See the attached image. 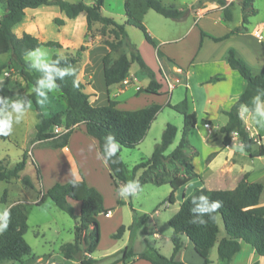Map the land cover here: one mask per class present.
Masks as SVG:
<instances>
[{"label": "trees", "instance_id": "obj_1", "mask_svg": "<svg viewBox=\"0 0 264 264\" xmlns=\"http://www.w3.org/2000/svg\"><path fill=\"white\" fill-rule=\"evenodd\" d=\"M213 1L222 8L223 20L230 22L232 20L230 7L233 3L225 6V0ZM235 1L240 7L241 25L222 38L213 39V41L218 42L230 35L246 32L248 19L256 15V10L253 7L254 0ZM0 5L5 7V13L0 17V56L6 54L9 56V60L0 65V75L14 66L18 69V74L23 82L32 88L38 79L46 75L43 67L35 68L32 63L26 60L28 51H36L41 45L58 49L60 45L54 42L40 43L37 38L27 33L16 37L12 30L22 22L26 10L42 6H55L66 19L70 20H74L84 13L87 30H90L93 25L99 24L101 35L111 37V40L104 42L109 52H115L122 47L127 49L126 54L119 55L109 66L103 64L106 88L122 83L127 77L131 65L135 63L138 73L149 80L147 87L138 90V92L147 94L156 93L161 85L156 81L154 72L145 64L136 47L130 43L126 27H134L142 33L144 41L156 49L157 58L161 63L163 61L171 63L157 49L156 44L148 35L143 25V18L149 10L173 21H181L189 14V10H179L173 5L165 6L161 0H124L123 10L126 18L124 23H118L112 18L101 15L103 0H95L91 6L83 2L71 4L64 0H0ZM55 22L58 25H63L62 20L57 19ZM81 52L83 49H80L75 55L53 56L48 64L51 67L61 70L68 69L71 72L70 75L66 74L63 79L55 80L60 85L58 91L65 102V111H59L46 117L40 112L36 103L37 93L34 91L31 94H21V91H18L12 100L23 99L25 103L30 101L33 104L37 117L34 127L35 140L40 143L51 141V143L43 145L44 147L64 148L73 129L83 126L85 134L94 140L101 156L103 155L104 138L109 134L116 137L122 146L121 150L136 148L163 107L151 105L144 109L123 111L116 108L117 102L113 100H108L107 104L103 106H92L90 98L94 95L87 94L85 92L86 85L76 78ZM104 60L105 57L103 62ZM223 60L231 70L240 75L245 82V87L231 108L223 112L227 121L219 128V132L223 134L222 145L229 146L231 135L235 134L239 144L244 145V152L248 153L250 157H262L264 155L262 146H259L255 153L251 152L253 141L241 119L239 109L241 105L252 106L253 97L256 96L258 90L264 89V75H252L250 68L235 56L233 49L226 50ZM159 73L162 71L160 70ZM183 79L184 77H182ZM215 80L216 78H211L209 82ZM3 97L4 92L0 88V98ZM3 104L4 100L0 99V106ZM164 107L175 111L183 118L179 143L169 155L165 156V152L177 135V129L173 125L167 124L161 134L160 142L154 146L151 156L136 164L132 172L133 176L137 172H141L136 179L141 188L146 184L169 185L170 193L166 202L173 205L177 191L191 180L198 178L192 166V160L197 156V152L188 139L197 119L193 112L188 111L186 98L178 104H166ZM202 123L205 124L204 121ZM56 127L64 129V132L55 134L53 131ZM7 138L8 136H0L2 140ZM120 151L117 154L119 156ZM21 157V160L12 167L0 162V182L9 183L12 180H19L26 189H34L30 178L22 176L28 155L23 152ZM213 157L214 154L209 155L206 161ZM106 165L116 189L120 184L127 183V167L122 159L116 163L110 161ZM35 169L37 177L40 178L37 166ZM79 176V180L55 184L45 193L41 192L36 206L42 205L49 199L57 209L73 220V240L60 248L63 258L77 261L79 264H94L95 260L92 255L99 243V226L96 217L98 215L107 216L110 210L104 208L101 194L87 186L81 174ZM246 178L247 174L232 190L196 188L183 199L178 211L168 220V225L172 230L170 237L172 254L169 258L163 257L158 251L147 246L143 253L137 255L124 249L120 262L125 264L127 259L137 258L150 264H183L178 260V254L183 248L182 237L193 245L194 252L204 260V264H210L207 257L214 246H216L220 264H229L240 249V240L252 244L258 256L264 258V206L258 205L263 187L259 183L247 182ZM217 200L222 202V206L219 209H213L211 205ZM1 202L6 203V191L2 194ZM73 204L78 206V213H76ZM117 204L122 205L123 202L117 201ZM8 210L11 214L8 228L6 231L0 232V263L4 261L20 262L22 258L31 254V249L23 238L27 231V219L22 207L15 204ZM132 212L135 216L129 229H137L141 235H145L148 217L145 214L137 216L134 210ZM218 219L222 222L224 231V237L219 241V228L216 223ZM194 220L197 223L191 222ZM201 220L204 221L203 224L199 223ZM125 231V227L120 226L116 232L110 235V238L118 240L122 238Z\"/></svg>", "mask_w": 264, "mask_h": 264}, {"label": "rangeland", "instance_id": "obj_2", "mask_svg": "<svg viewBox=\"0 0 264 264\" xmlns=\"http://www.w3.org/2000/svg\"><path fill=\"white\" fill-rule=\"evenodd\" d=\"M64 1L71 4L83 2L84 4L91 6L95 0ZM107 1V4H111L112 9L116 12L119 5L112 0ZM163 3L165 6H167L166 2ZM260 3L261 1L257 0L255 6L259 5ZM106 13L107 11H102L103 16H105ZM240 13L239 7L233 8V22H236L237 19L241 17ZM151 14L154 16H159L156 15V13ZM25 15L27 20H29L30 17L35 19L34 26L36 30H34L33 27L28 26L27 28H24L23 26L20 27L21 30L16 28L13 29L14 35L16 37H20L23 34V31H26L25 29H27L29 30L28 34L37 38L40 43H58L60 45V48L58 49L41 45L35 51L39 59L46 65L51 62L53 56L63 57L65 55H75L76 52H78L80 49H83V52H81V61L77 65L76 78L79 82L86 84V82H88L87 78L84 77L82 79L80 76L84 68L86 70L91 68L92 82L90 87H86L85 92L94 94V96L90 99L95 107L105 105L106 87L104 85V80L101 76V73L97 72L98 69L96 64H98L100 57L103 56V59L105 57V60L103 62L102 59V63L106 66H109L119 57V55L122 53L126 54L127 49L122 47L115 52H109L104 42L106 40H111V37L101 35V26L99 24H95L90 30H87L84 13H81L76 19L70 20L66 19L57 7L42 6L37 9L27 10ZM57 19L64 21V25H58L55 22ZM115 21L122 23L119 22L120 19L117 17L115 18ZM126 31L129 41L136 48L140 41H144L143 35L138 29L129 26L126 27ZM146 48L149 51L142 50V53L147 59L148 54L153 51V48L147 44ZM101 51H108V53L104 56ZM262 58H264V56H261L260 59ZM8 60L9 56L7 54L1 55L0 65L6 63ZM26 60L34 65L35 57L28 55ZM162 66L163 72L160 73V75L157 71L158 77L156 81L167 84L166 80H168L172 85H174L171 97L156 96L144 92H138V90H143V83L147 82L148 80L142 74H139L138 71L133 73L134 71L138 70L137 65L133 63L130 67L127 77L125 78V80H128H124L125 82L123 81V84L128 87H130V85L136 84L134 90L137 91L135 93V97L131 96L124 99L118 109L123 111H134L144 109L150 104L158 105L161 103H167L166 101L170 102L171 104L180 103L182 101L181 99H183L185 95V89L183 84L175 83L182 82V73L174 70L170 64L165 61L162 62ZM33 67L41 68L39 65ZM130 75H133L137 78V83L134 82L132 78H130ZM142 78L145 79L142 80ZM16 82L19 83L20 87L16 93L13 92L12 96L14 94L17 95L18 91H21V94H31L33 92V88L25 84L19 76L18 69L14 66H11L9 70H6L0 75L1 88L3 89L4 95L7 96L6 98L9 100L10 92H8L7 87L11 83ZM116 90L118 91V88ZM122 95H126V92ZM37 99H43V97H37ZM46 104L52 106L53 109H60L61 111L65 107L63 97L60 95L58 90L48 94V100L43 106L37 104L40 112L45 115L48 114L47 108L45 106ZM162 107V110L158 113L155 121L145 134L142 142L134 149H122L120 152L121 159L127 167V182L133 180L136 181V179L139 177L141 172H137L133 176V167L141 161L147 160L151 156L153 148L160 142L161 134L167 124L173 125L177 129V135L171 146L165 152V156L169 155L179 143L183 126V118L175 111L164 106ZM0 109L10 110V106L8 103L4 102V104L0 106ZM243 121L252 134H254V132L259 134V139L261 141L258 145H263L264 147V126L255 124L251 120L250 116L243 118ZM36 123V111L33 104L31 103L30 108L25 113L21 122L19 124H14L13 131L8 136V138L6 140L0 139V162L4 165L12 167L21 160L23 152L27 153L28 157L25 168L22 172V176L29 177L34 186V189H26L19 180H12L9 183L0 182V214L3 213V211L6 209V206H8L10 203L21 201L20 206L22 207L27 219V231L23 238L31 249V254L22 258L20 262L4 261L0 264H35L38 258H45V260L50 259L51 262H54L55 264H79L77 261L64 259L60 251L62 245L70 243L73 240V220L65 213L57 209L49 199H47L42 205L36 206V202L40 198L41 191L49 189L54 184H62L63 182L67 181L66 177L68 176H71V179H74L75 177L73 176V172H71L69 164L66 162L63 156L58 157L54 151L45 149L48 147H44L43 145L51 143L50 140L41 143L35 140L34 127ZM215 123L222 127L225 125V120L223 118H219ZM211 131H214L213 128ZM215 132L219 138L221 134L219 131ZM76 133L77 135L81 136L80 134L83 133V129L80 128ZM206 134L207 130L199 122L198 128L193 131L190 138L189 142L197 152L196 164L200 163V160L204 158L206 151L209 149L208 147L203 146V139ZM207 145L210 148L215 147L214 143L210 145L208 142ZM86 147L88 148V152L91 153L90 145L86 144ZM230 150L233 152L231 155L237 159V162L233 168L236 172L240 170H257L262 168V166L264 167V158L259 160H250L244 151H239L237 142L231 146ZM223 159L224 155H221L217 160V164H221ZM35 166H37L39 169L40 178L37 177ZM65 170L69 172L65 174ZM98 179L99 181L97 187L101 191L100 194L103 198V206L105 209L110 210L112 216L107 217L104 215H99L96 218L99 226V247L92 255V258L95 260L94 264H121L120 260L122 258L124 249H127V252H132L133 254L137 255L143 253L147 246L158 251V253L163 257L169 258L172 254V244L169 240L172 230L168 225V220L179 209L181 203V193L178 192L175 195L176 197L174 204L169 205L166 202V199L170 193L169 185L153 186L151 184H146L142 186L141 191L138 190V194L136 196L122 199L117 195V189L114 187L109 176L100 177ZM262 181L264 185V178ZM120 186L122 185L120 184L119 187ZM192 186H190L187 191L190 190ZM4 191H6V204L1 202V197ZM117 201H122L123 204L118 205ZM262 202H264V195L262 197ZM73 206L76 213H78V206L75 204H73ZM133 210L136 212L137 216L145 214L148 217L145 225V235H141L140 231L137 229H129L134 221L135 214L132 212ZM217 224L220 230L218 233V239H221L224 237V231L219 219ZM120 226H124L126 229L123 237L118 240L111 239L110 235L116 232ZM155 234L157 236H154ZM209 255V259L212 264H220L216 253V246L210 250ZM257 264H264V258H261Z\"/></svg>", "mask_w": 264, "mask_h": 264}, {"label": "crops", "instance_id": "obj_3", "mask_svg": "<svg viewBox=\"0 0 264 264\" xmlns=\"http://www.w3.org/2000/svg\"><path fill=\"white\" fill-rule=\"evenodd\" d=\"M112 1L116 2L120 7L118 6L119 8L117 7V10L115 12L112 9L111 4H107L108 1L103 0V5L100 10L101 15H102V11L105 10L107 11V13L105 14L104 17H109L114 20L117 17L120 19L119 22L124 23L126 20L123 10L124 0H112ZM161 1L162 3L166 2L167 5H173L179 10H189V14L187 15V17L181 21H173L170 19H165L160 15L154 16L151 13H155V12L151 10H149L143 18V25L150 38L156 44L157 49L164 55L165 58L170 60V62L172 63V64L169 63L170 66L174 70L179 71V73H182V76L184 77L182 82L175 84H183L185 89V95L183 99L186 98L188 111L190 113L193 112L196 115V119H197V123L195 127L190 131L188 135L189 141L193 131H195L198 128L199 122L203 127L204 125L202 121H204L205 124H208L210 126L209 131L206 129L207 134L203 139V146L209 148L204 156V158L206 159L203 158L204 159V160L202 159L203 161L200 160L199 164H196L197 157H195L192 160V166L195 173L198 175V178L191 180L183 188L177 191V193L178 192L181 193V202L185 197H187L191 193L192 190L196 188H205L207 190H232L235 188L237 183L242 179V177L245 174H247V178H246L247 182L259 183L262 185L263 190L260 195L258 205L264 206V202H262V197L264 195V185L262 181L264 178V167L262 166V168L257 170H252V169L246 171L240 170L236 172L233 168L237 162V159L236 157L231 155L233 152L230 150L231 146L235 142H237L238 147L240 145L236 139V135L232 134L230 145L224 147L222 145L223 134L219 132L221 135L218 138L215 132V131H219V128L221 127L218 126L217 123L215 122L219 118H223L226 123L227 117L224 115L223 112H226L231 108V106L234 104L238 96L243 92L245 87V82L240 77V75L236 71L231 70L224 62L223 56L226 50L233 49L235 56L241 59L250 68L252 75H264V58L260 59L261 56H264L263 0H260L261 3L257 6H255L257 0L253 1V7L254 9L256 8L255 9L256 15L248 19L246 32L230 35L227 38L218 42L213 41V39L222 38L230 31H232L234 28H237L241 25V17L237 19L236 22H233L234 21L233 8L239 7L236 1H234L232 7H230V12L232 16V20L230 22L223 20L222 8L219 7L213 0H171V1L161 0ZM25 12L22 22L16 25L13 29L16 28L21 30L20 27L24 26V28H27L29 26V27H33L34 30H36L34 26L35 19L33 17H30V19L27 20ZM4 13H5V7L0 5V17ZM156 15L158 14L156 13ZM64 23L65 22L63 21V25ZM25 30L26 31H23V33L28 34L29 30L27 29ZM258 35H260V37H258ZM146 44L147 43L145 41H140V43L137 44L138 49L137 48L136 49L138 50V53L140 54L145 64L154 72L155 79H157L158 72H160V70L163 72V66L162 63L157 58L156 49L150 45L149 46L153 48V51H151L150 54H148L147 56L148 58L146 59V57L142 53V50L149 51L146 48ZM101 53L105 56L108 53V51H101ZM102 59L103 56L100 57L98 64L96 65L98 69L97 72L101 73V76L103 77ZM137 71L138 70L134 71L133 73H136ZM91 72H92L91 68H88V70L84 68L80 76V78L82 79L84 77L87 78L88 82H86L85 84L86 87H90L91 85L92 82ZM130 78H132L134 82L137 81V78L133 75H130ZM211 78H216V80L213 82H209ZM144 79L145 78H142V80ZM127 80L128 79H126L125 81ZM148 82L149 80L143 83L144 84L142 86L143 89L147 87ZM158 83L161 85V88L157 90L156 93L150 95L171 97L172 91L174 89V85H172L168 80H166L167 84L163 82H158ZM18 85L19 83L16 82V83H11L7 87L8 92H10L9 93L10 100L15 98L16 95L14 94L12 96V94L13 92L16 93V91L20 87V85L19 86ZM135 86L136 84H133L130 85V87H128L125 86V84H123L122 82L118 85L105 88L106 90L105 105L107 104L108 100H113L117 102L116 108L118 109L124 99L131 96L135 97V93L137 91L134 90ZM0 88H1V84H0ZM117 88L118 91L116 90ZM1 90L3 91L2 88ZM125 92L126 95L123 96L122 94ZM87 94H93V93H87ZM140 94H144V93H140ZM4 97L7 96L4 95ZM166 102L167 103H163V104L161 103L158 105L160 106H165L166 104L175 105V104H171L168 101ZM90 103L92 106H94L91 99H90ZM151 105H155V104H150L149 106ZM45 106L48 112L47 115L44 114L46 117L61 111L60 109L59 110L53 109V107L49 106L48 104H46ZM65 109H66V105L62 111H65ZM241 119L243 121L242 117ZM244 125L247 128L250 134V138L253 141L251 145V152L255 153L258 150L259 146L263 147V145H258L261 141L259 139V134H256L257 132H254V134H252L249 128L247 127V125L245 123ZM211 127L213 128L214 131H211L212 130ZM80 128L83 129V133L80 134L81 136L77 135L76 133L77 130H79ZM206 142L207 143L209 142L210 145L214 143L215 147L210 148ZM86 144L90 145L91 153L88 152V148L86 147ZM45 149L54 151V153H56L58 157L63 156L66 162L69 164L71 172H73V176H75L74 179H71L72 178L71 176L66 177L67 181L63 182L62 184L67 183L71 180L73 181L79 180L80 178L79 174H81L87 186L94 188L100 193L101 191L97 187L99 181L98 178L105 176L107 177L109 176L110 178V172L108 170L107 165L103 163L101 159L98 158L99 152L96 143L94 142L93 139H90L86 136L83 126H78L73 129L72 133L68 138L67 144L64 148L54 149L48 147ZM263 151H264V147H263ZM211 154H214V157L211 158L209 161H206L208 156ZM246 154L248 155L250 160L251 159L259 160L264 158V155L262 157H250L248 153ZM221 155H224V159L222 163L218 165L217 160ZM67 172L69 171L65 170L64 173L67 174ZM190 186L192 187L190 188V190L187 191V189ZM47 190L48 189L41 192L45 193ZM15 204L21 205V201H15L13 203H10L8 206H6V209H9L11 206ZM111 216L112 213L109 212L107 217H111ZM154 236L157 235L155 234ZM221 239H218V241ZM186 240L187 239L184 237L181 238V241L183 243V248L178 254V260L183 264H204V260L194 252L193 245L188 240L187 241ZM239 245H240L239 251L234 255V257L232 258L229 264H252V263L257 264L259 260L262 258L258 256L252 244L240 240ZM98 247L99 245L97 246V248ZM209 256L210 255L208 254L207 259L210 261ZM121 264L124 263L121 262ZM125 264H150V263L145 260L132 258V260L127 259L125 261ZM210 264H212L211 261Z\"/></svg>", "mask_w": 264, "mask_h": 264}, {"label": "clouds", "instance_id": "obj_4", "mask_svg": "<svg viewBox=\"0 0 264 264\" xmlns=\"http://www.w3.org/2000/svg\"><path fill=\"white\" fill-rule=\"evenodd\" d=\"M29 56L35 57L34 65H39L45 69L46 75L43 78L38 79L32 91L37 93L38 97H43V99H37L36 103L43 106L48 100V94L57 91L60 85L55 82L57 78L63 79L66 74H71L68 69H58L44 64L39 57L36 55L35 51L29 50ZM47 90V91H45ZM10 105V110L0 109V136H9L13 131L14 124H19L24 117L25 113L31 106L29 101L27 104L23 99L9 100L6 97L0 98ZM239 114L242 118L251 117V120L257 124L264 126V89L258 90L255 97L252 100V106L241 105L239 109ZM120 143L116 140L114 135H107L104 138L103 145V155H99L98 158L102 160L103 163L107 164L110 161L112 163L118 162L121 157L118 152L121 150ZM239 151H244V145H239ZM138 190L141 191V185L139 181H129L122 186L117 188V195L122 199H127L129 197H134L138 194ZM202 199H207L206 197H201ZM213 209H219L222 206V202L217 200L212 203ZM10 210L5 209L2 214H0V232L6 231L8 224L10 222ZM192 223H197V221H191ZM199 223L203 224L204 221L201 220Z\"/></svg>", "mask_w": 264, "mask_h": 264}, {"label": "built area", "instance_id": "obj_5", "mask_svg": "<svg viewBox=\"0 0 264 264\" xmlns=\"http://www.w3.org/2000/svg\"><path fill=\"white\" fill-rule=\"evenodd\" d=\"M234 1L235 0H225V6H228L229 4L233 3ZM258 37H260V35H258ZM204 128L209 131L210 126L208 124H205L204 125ZM54 132H55V134L61 133V132H64V129L56 127V128H54ZM35 264H55V263L54 262H51L50 259L45 260V258H38L36 260V263Z\"/></svg>", "mask_w": 264, "mask_h": 264}]
</instances>
